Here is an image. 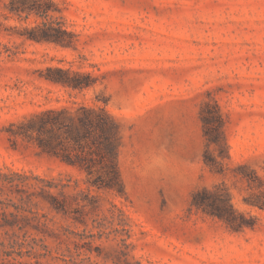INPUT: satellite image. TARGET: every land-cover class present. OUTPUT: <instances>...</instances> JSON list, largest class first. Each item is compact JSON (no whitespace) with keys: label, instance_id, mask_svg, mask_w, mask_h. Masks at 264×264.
Segmentation results:
<instances>
[{"label":"rangeland","instance_id":"1","mask_svg":"<svg viewBox=\"0 0 264 264\" xmlns=\"http://www.w3.org/2000/svg\"><path fill=\"white\" fill-rule=\"evenodd\" d=\"M56 1L55 17L74 33L73 46L10 35L26 23L5 19L0 6V171L71 173L83 185L76 169L33 145L13 147L8 126L46 108L103 107L121 130L128 199L102 196L128 218L101 200L89 216L108 227L99 238L90 219L84 227L28 196H0L22 203L20 214L31 221L12 229L17 237L0 231V264H264V209L250 204L264 191V0ZM54 66L90 73L93 85L54 84L44 78ZM210 100L225 122L230 158L222 173L203 162L199 116ZM223 184L233 206L256 218L253 228L233 231L189 209L195 190L219 186L221 193ZM43 214L57 237L37 230Z\"/></svg>","mask_w":264,"mask_h":264},{"label":"trees","instance_id":"2","mask_svg":"<svg viewBox=\"0 0 264 264\" xmlns=\"http://www.w3.org/2000/svg\"><path fill=\"white\" fill-rule=\"evenodd\" d=\"M0 6L4 10L1 14L5 19L14 17L26 23L21 26V31L18 28L15 31L17 26L11 27L14 30L9 32L10 35L18 33L30 40L64 47L74 45V33L67 29L63 20L55 17L60 12L56 0H0ZM30 18L32 22L27 23ZM44 78L73 90H83L93 85L90 73L60 66L48 67ZM199 117L207 147L203 162L210 171L222 173L223 161L230 156L224 136L225 122L218 104L214 100L205 102ZM7 132L13 147L20 140L33 145L37 154H46L76 169L82 175L83 185L71 173L60 172L57 177L41 176L8 168L7 172L0 171V196L13 194L18 196L20 202L25 201L22 196H28V201L34 205L43 204L56 215L70 218L84 227L90 219L93 227L98 228L97 237L101 238L108 227L89 216L96 214L100 208V201L105 198L102 193L128 199L118 162L122 134L108 111L84 103L76 107L61 105L46 108L24 115L20 121L11 122ZM209 147L213 148L212 153L208 151ZM218 189L219 186L212 191L206 188L195 190L189 200V209L217 217L233 231L253 228L256 218L233 206L230 190L225 184L222 185L221 193H218ZM7 200L6 203L0 199V231L8 233L11 230L12 235L17 237L16 231L12 229L17 225H31V221L26 215L20 214L22 203L16 204L12 198ZM105 200L111 206L109 210L117 209L128 218L120 206ZM5 204L13 206L14 211H6ZM250 204L264 209V191L261 196H255ZM43 217L44 220L36 222L37 230L42 236L57 237L59 228L49 225L52 218L46 214ZM95 236L91 234L89 237ZM125 240L121 239L124 243ZM85 243L89 244L90 241Z\"/></svg>","mask_w":264,"mask_h":264}]
</instances>
